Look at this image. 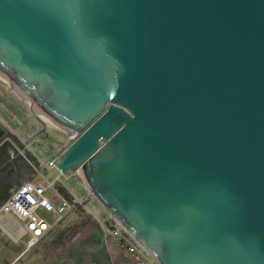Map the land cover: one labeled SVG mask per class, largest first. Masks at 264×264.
Wrapping results in <instances>:
<instances>
[{
  "label": "water",
  "instance_id": "water-1",
  "mask_svg": "<svg viewBox=\"0 0 264 264\" xmlns=\"http://www.w3.org/2000/svg\"><path fill=\"white\" fill-rule=\"evenodd\" d=\"M0 98L159 264H264V0H0Z\"/></svg>",
  "mask_w": 264,
  "mask_h": 264
},
{
  "label": "crops",
  "instance_id": "crops-1",
  "mask_svg": "<svg viewBox=\"0 0 264 264\" xmlns=\"http://www.w3.org/2000/svg\"><path fill=\"white\" fill-rule=\"evenodd\" d=\"M0 126L4 130L0 138L1 207L21 185L22 167L18 157L23 151L35 152L32 147L23 146L26 138L11 129L1 113ZM62 178L60 175L54 179L65 185ZM50 179L40 176L34 178V183L50 185ZM67 195L74 206L70 205L69 212L58 223L50 215H44L50 220V228L30 249L25 248L29 235L24 233L23 224L18 226L19 222L12 216L0 219V264H133L107 231L111 229L110 215L103 207L82 190L75 193L67 189ZM58 197L63 196L49 195L55 202Z\"/></svg>",
  "mask_w": 264,
  "mask_h": 264
},
{
  "label": "built area",
  "instance_id": "built-area-1",
  "mask_svg": "<svg viewBox=\"0 0 264 264\" xmlns=\"http://www.w3.org/2000/svg\"><path fill=\"white\" fill-rule=\"evenodd\" d=\"M57 159L47 163L49 169L56 168ZM51 185L25 182L12 192L0 207V219L14 217L29 235L25 248L34 247L50 228L44 215H50L54 223L61 221L70 210L69 202L58 197L55 202L46 194ZM109 234L133 264H159L141 244L114 218L110 216Z\"/></svg>",
  "mask_w": 264,
  "mask_h": 264
},
{
  "label": "rangeland",
  "instance_id": "rangeland-1",
  "mask_svg": "<svg viewBox=\"0 0 264 264\" xmlns=\"http://www.w3.org/2000/svg\"><path fill=\"white\" fill-rule=\"evenodd\" d=\"M0 113L11 129L19 131L22 137L26 138L23 146L32 147L35 152L23 151L22 156L18 157V163H21L22 167L21 185L25 182H34V178L42 176L44 178L49 177L52 180L50 189L46 193L48 196L51 193H56L58 196H67V189H72L75 193H80L82 190V192L89 194V191L81 183L74 171L63 175L57 168L50 170L47 166L48 162L59 158L60 153L67 147L66 145L53 141L38 132L27 121L12 112L1 98ZM60 175H62L63 181L66 182L65 185L54 179ZM69 202L71 206H74V202L71 199H69Z\"/></svg>",
  "mask_w": 264,
  "mask_h": 264
},
{
  "label": "trees",
  "instance_id": "trees-1",
  "mask_svg": "<svg viewBox=\"0 0 264 264\" xmlns=\"http://www.w3.org/2000/svg\"><path fill=\"white\" fill-rule=\"evenodd\" d=\"M66 200H69L70 198H69V196L67 195V196H63Z\"/></svg>",
  "mask_w": 264,
  "mask_h": 264
}]
</instances>
